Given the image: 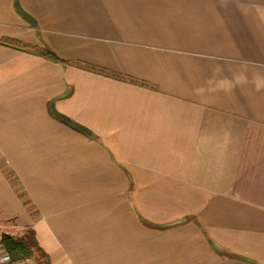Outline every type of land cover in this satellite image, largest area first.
Listing matches in <instances>:
<instances>
[{
    "label": "crops",
    "instance_id": "0c3cea01",
    "mask_svg": "<svg viewBox=\"0 0 264 264\" xmlns=\"http://www.w3.org/2000/svg\"><path fill=\"white\" fill-rule=\"evenodd\" d=\"M4 233L48 264H264V0H0Z\"/></svg>",
    "mask_w": 264,
    "mask_h": 264
},
{
    "label": "trees",
    "instance_id": "16d2710c",
    "mask_svg": "<svg viewBox=\"0 0 264 264\" xmlns=\"http://www.w3.org/2000/svg\"><path fill=\"white\" fill-rule=\"evenodd\" d=\"M3 44L11 45V46H16L21 49L31 51L34 53L42 54L43 56L55 60V61H61V59L52 51L50 50H44L42 52H39L37 49L34 47H30L27 45H23L20 43L15 42L14 40H8L5 39L1 41ZM82 66V65H81ZM86 68L93 69L94 67H89L85 66ZM95 69V68H94ZM96 70V69H95ZM99 72L109 74L104 70L99 69ZM111 75V74H109ZM113 76V75H111ZM1 246L12 256L14 261H21L24 260L34 253H37L39 256V259H41V264H48L49 262L47 261V256L43 252V250L37 245L36 241L32 236L29 237H15L14 235L6 234L4 233L1 236L0 240Z\"/></svg>",
    "mask_w": 264,
    "mask_h": 264
},
{
    "label": "built area",
    "instance_id": "2783aa9c",
    "mask_svg": "<svg viewBox=\"0 0 264 264\" xmlns=\"http://www.w3.org/2000/svg\"><path fill=\"white\" fill-rule=\"evenodd\" d=\"M16 262L3 247H0V264H16Z\"/></svg>",
    "mask_w": 264,
    "mask_h": 264
},
{
    "label": "water",
    "instance_id": "95a60500",
    "mask_svg": "<svg viewBox=\"0 0 264 264\" xmlns=\"http://www.w3.org/2000/svg\"><path fill=\"white\" fill-rule=\"evenodd\" d=\"M21 13H22V15H23L26 19H28L29 21H31V18H30L27 14L23 13L22 11H21ZM63 119H65L66 121H69L67 118H64V117H63ZM73 125H75L76 127L81 128L80 126L76 125L75 123H73ZM81 129H82V128H81Z\"/></svg>",
    "mask_w": 264,
    "mask_h": 264
}]
</instances>
